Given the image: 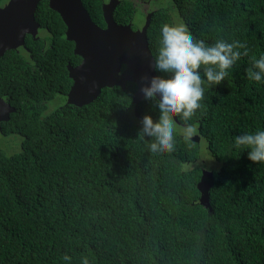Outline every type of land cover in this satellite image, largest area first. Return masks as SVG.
Wrapping results in <instances>:
<instances>
[{
  "label": "trees",
  "instance_id": "1",
  "mask_svg": "<svg viewBox=\"0 0 264 264\" xmlns=\"http://www.w3.org/2000/svg\"><path fill=\"white\" fill-rule=\"evenodd\" d=\"M164 1L148 27L153 57L165 23L248 49L220 85L205 84L199 142L176 133L174 152L152 153V138L138 135L143 116L158 120L159 111L132 103L134 83L66 104L67 66L81 58L46 0L34 14L43 35L0 57V98L14 109L0 133L22 138L18 153L0 152V264H264V165L234 146V137L264 130V80L248 78L264 56V0ZM81 2L103 26L101 1ZM133 11L125 2L113 17L125 25ZM203 140L219 164L211 212L196 187L207 170Z\"/></svg>",
  "mask_w": 264,
  "mask_h": 264
},
{
  "label": "water",
  "instance_id": "2",
  "mask_svg": "<svg viewBox=\"0 0 264 264\" xmlns=\"http://www.w3.org/2000/svg\"><path fill=\"white\" fill-rule=\"evenodd\" d=\"M42 0H8L0 7V57L9 50L25 47V37H37L39 24L35 11ZM49 8L58 13L65 25V38L74 44V55L81 58L76 66H67L72 85L66 94V104L82 107L93 102L104 88H124L134 83L136 91L132 103L138 105L143 99L140 92L141 77L156 76L151 67L152 54L147 40V19L141 30L130 25L116 24L112 14L117 1L112 0L102 7L105 28L94 23L81 0H46ZM14 109L0 98V123L9 119ZM136 109L134 113L136 115ZM178 124V122H177ZM192 141L199 142L194 136ZM213 174L202 169L196 187L200 193L199 204L212 211L209 191Z\"/></svg>",
  "mask_w": 264,
  "mask_h": 264
},
{
  "label": "clouds",
  "instance_id": "3",
  "mask_svg": "<svg viewBox=\"0 0 264 264\" xmlns=\"http://www.w3.org/2000/svg\"><path fill=\"white\" fill-rule=\"evenodd\" d=\"M242 56H248V49L240 41L218 39L208 44L193 36L184 24L161 26L160 47L151 67L165 75L142 76L139 89L144 99L159 111L158 120L145 115L140 121L138 135L141 139L152 138L148 145L152 153L176 150L178 120L183 122L184 141L191 142L198 132L194 119L205 107V84L220 85ZM248 78L257 82L264 80V56L254 60ZM178 125L181 124L178 122ZM234 146L247 150L248 159L254 164L264 165V130L234 137ZM62 259L70 261L71 257L65 254ZM82 264H89L87 257Z\"/></svg>",
  "mask_w": 264,
  "mask_h": 264
},
{
  "label": "flooded vegetation",
  "instance_id": "4",
  "mask_svg": "<svg viewBox=\"0 0 264 264\" xmlns=\"http://www.w3.org/2000/svg\"><path fill=\"white\" fill-rule=\"evenodd\" d=\"M101 1V11L102 7L112 0H100ZM117 1L116 7L113 10L112 17L116 15V11L125 2L130 4L131 8L134 10L132 16H129L128 22L125 25H130V27L135 30H141L142 27L145 25L147 19L151 23L152 19L154 18L155 12H157L160 9V6L163 4L164 0H115ZM166 2V1H164ZM3 6V5H2ZM1 7V6H0ZM122 12V11H120ZM119 16V14H117ZM103 18V16H102ZM121 17H117V19H120ZM113 20L116 24H118V20L115 21L114 17ZM104 23V21H103ZM149 23V25H150ZM97 25V24H96ZM99 26V25H97ZM100 28H105V23L103 26H99ZM42 30L39 27L37 38L41 37L43 33H41ZM34 38V39H37ZM147 38H148V28H147ZM33 39V40H34ZM148 40V39H147ZM24 49V48H23Z\"/></svg>",
  "mask_w": 264,
  "mask_h": 264
},
{
  "label": "rangeland",
  "instance_id": "5",
  "mask_svg": "<svg viewBox=\"0 0 264 264\" xmlns=\"http://www.w3.org/2000/svg\"><path fill=\"white\" fill-rule=\"evenodd\" d=\"M7 1L8 0H2L1 5H4ZM55 105H57V102L50 103L51 107H54ZM182 127L183 126L181 125H177V133H181ZM21 140L22 138L19 135L10 134L4 136L0 133V152H3L4 154H8V155L18 153L20 151ZM200 150H201V154L205 156L204 157L205 168L210 171L216 168L218 169L219 164L208 154L207 150L205 149L204 140L201 141Z\"/></svg>",
  "mask_w": 264,
  "mask_h": 264
}]
</instances>
